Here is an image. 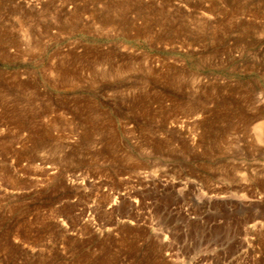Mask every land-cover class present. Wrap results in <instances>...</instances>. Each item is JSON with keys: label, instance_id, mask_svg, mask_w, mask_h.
<instances>
[{"label": "rangeland", "instance_id": "374dc122", "mask_svg": "<svg viewBox=\"0 0 264 264\" xmlns=\"http://www.w3.org/2000/svg\"><path fill=\"white\" fill-rule=\"evenodd\" d=\"M0 264H264V0H0Z\"/></svg>", "mask_w": 264, "mask_h": 264}]
</instances>
